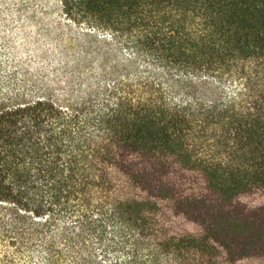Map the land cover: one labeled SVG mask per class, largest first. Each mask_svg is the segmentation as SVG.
I'll return each instance as SVG.
<instances>
[{
  "label": "trees",
  "instance_id": "obj_1",
  "mask_svg": "<svg viewBox=\"0 0 264 264\" xmlns=\"http://www.w3.org/2000/svg\"><path fill=\"white\" fill-rule=\"evenodd\" d=\"M61 5L127 58L82 74L79 101L0 96V239L52 262L62 243L76 264H264V0Z\"/></svg>",
  "mask_w": 264,
  "mask_h": 264
},
{
  "label": "rangeland",
  "instance_id": "obj_2",
  "mask_svg": "<svg viewBox=\"0 0 264 264\" xmlns=\"http://www.w3.org/2000/svg\"><path fill=\"white\" fill-rule=\"evenodd\" d=\"M89 35L64 15L61 0H0V96L82 99V74H98L102 59L122 66L127 58L101 45L100 34ZM57 249L61 256L52 262L40 246L19 249L0 239V264H76L64 244Z\"/></svg>",
  "mask_w": 264,
  "mask_h": 264
}]
</instances>
